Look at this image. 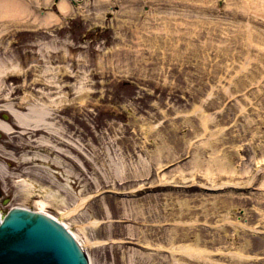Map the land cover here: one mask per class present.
<instances>
[{
	"label": "rangeland",
	"instance_id": "obj_1",
	"mask_svg": "<svg viewBox=\"0 0 264 264\" xmlns=\"http://www.w3.org/2000/svg\"><path fill=\"white\" fill-rule=\"evenodd\" d=\"M23 1L0 106L50 128L0 110V211L85 201L62 218L91 264H264V0Z\"/></svg>",
	"mask_w": 264,
	"mask_h": 264
},
{
	"label": "water",
	"instance_id": "obj_2",
	"mask_svg": "<svg viewBox=\"0 0 264 264\" xmlns=\"http://www.w3.org/2000/svg\"><path fill=\"white\" fill-rule=\"evenodd\" d=\"M62 225L41 213L12 209L0 222V264H87Z\"/></svg>",
	"mask_w": 264,
	"mask_h": 264
},
{
	"label": "bare ground",
	"instance_id": "obj_3",
	"mask_svg": "<svg viewBox=\"0 0 264 264\" xmlns=\"http://www.w3.org/2000/svg\"><path fill=\"white\" fill-rule=\"evenodd\" d=\"M244 1V0H243ZM247 1V0H246ZM24 1L23 0H0V12H12L11 10H14V9H17V8H22L24 7ZM57 6L58 8L61 10V11H66L69 7V4L67 2V0H60L58 1L57 3ZM49 15V17H53V13L52 12H48L47 16ZM3 72V71H2ZM0 110H5L6 112H8L9 114H11L12 118L14 119L15 123L19 126H26L27 124H29V122L31 123L30 125L32 127H41L45 130H48L50 128L49 124L45 123L44 122V115H40V114H30L27 113V114H23L17 110H15L11 104L9 103H4L2 105V107L0 106ZM31 111V109L29 110ZM30 115V116H29ZM29 117V118H27ZM0 130L5 132V133H9V132H12L13 130V127L10 126L8 123H6L4 120H1L0 119ZM4 170L5 168L1 167L0 165V175L3 176L4 175ZM247 171V170H246ZM245 171V172H246ZM249 171H247L248 173ZM246 173V174H247ZM245 174V173H244ZM256 177H259V181L258 183L256 184V188L254 189H259L260 192L261 191H264V167L263 168H260V167H257V171H256V174L254 176H252L250 179H249V182H248V186L251 187L252 185H254V181L257 179ZM253 189V188H252ZM251 189V190H252ZM225 191H228V192H232V191H236L235 188H227V186H220V187H216L214 189H211V192L210 194L212 195H219V194H222V193H226ZM30 193V192H28ZM134 193V192H132ZM128 197V196H127ZM82 201V200H81ZM79 202L77 203L74 208H71L69 209L68 211L66 212H62L60 217L56 218L58 220V222H62L63 221V216L65 215H69L71 214L72 212H75V210H77L80 206H82L84 204L85 201L83 202ZM40 205V208L43 209V207L45 206L43 202H40L39 203ZM38 211H41V210H38ZM42 212V211H41ZM45 213V212H44ZM47 214V213H46ZM63 225L68 228L65 223L63 222ZM68 230V229H67ZM73 234V233H72ZM75 236V234H73ZM76 238V236H75ZM77 239V238H76ZM77 241H79L77 239ZM80 242V241H79ZM187 252L190 253V252H193L194 254H197L199 256H204L203 253H205V251L203 250H200V249H196V248H193V247H185L183 249H181L180 251H177L176 252V255L177 254H186L187 255ZM173 251H171V254L173 255ZM193 254V255H194ZM177 261V262H176ZM173 260L172 261V264H181L182 262L179 263L178 260ZM90 264H91V261H90ZM158 264V263H156Z\"/></svg>",
	"mask_w": 264,
	"mask_h": 264
}]
</instances>
